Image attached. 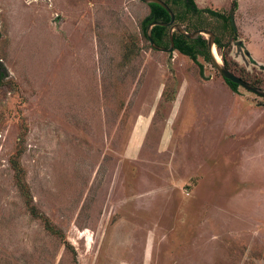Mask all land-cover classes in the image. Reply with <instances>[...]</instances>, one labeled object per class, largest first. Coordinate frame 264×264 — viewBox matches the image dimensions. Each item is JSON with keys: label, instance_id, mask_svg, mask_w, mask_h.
I'll return each mask as SVG.
<instances>
[{"label": "rangeland", "instance_id": "374dc122", "mask_svg": "<svg viewBox=\"0 0 264 264\" xmlns=\"http://www.w3.org/2000/svg\"><path fill=\"white\" fill-rule=\"evenodd\" d=\"M196 5L175 23L264 90V0ZM150 11L0 0V264H264V99L151 48Z\"/></svg>", "mask_w": 264, "mask_h": 264}, {"label": "trees", "instance_id": "16d2710c", "mask_svg": "<svg viewBox=\"0 0 264 264\" xmlns=\"http://www.w3.org/2000/svg\"><path fill=\"white\" fill-rule=\"evenodd\" d=\"M163 1L171 8L173 13L175 14V22L180 21L181 14H189V13L198 14V13L209 12L212 15L218 16V13L212 10L198 9L196 5V0H163ZM149 7L151 10L150 14L143 21V34L148 41L149 39H148L147 31H148V27L152 23H155V22L167 23L171 20L170 14L160 5L150 4ZM178 8H183V11L181 12L178 11ZM224 23L225 25L229 27L231 34H233L234 31H233L230 15L229 17H226L224 19ZM197 29L198 28H195L192 32L198 31ZM152 36H153L154 42L158 46L164 47V48L170 47L171 45L170 27L155 26L152 29ZM0 39H1V32H0ZM174 42L176 46V51H179L181 54L187 55L193 60H197V56L203 53L207 57L208 60L212 61L211 56H210V51H209L208 40H206L205 37H203L202 35L195 40H190L186 36L180 33L174 32ZM216 45L219 47V49H223L226 46L222 43L220 39H218V37H216ZM225 67L229 69L227 64ZM6 77H7V74L5 72V69L0 62V85L2 84L3 79ZM227 83L233 91H236L239 87V85L232 84L229 81ZM31 210L34 212L33 208Z\"/></svg>", "mask_w": 264, "mask_h": 264}, {"label": "water", "instance_id": "95a60500", "mask_svg": "<svg viewBox=\"0 0 264 264\" xmlns=\"http://www.w3.org/2000/svg\"><path fill=\"white\" fill-rule=\"evenodd\" d=\"M140 1H142L146 5L158 4L161 7H163L171 16V20L167 23L155 22V23H152L148 27L147 35H148L150 45L153 49H155L157 51H161V52H167V53H173L174 51H176V46H175V42H174V32L180 33V34L186 36L190 40H195V39L199 38L201 35L205 34V35L209 36L208 44H209V51H210L211 59L213 61L214 66L216 67L218 72L221 74L223 79L226 82L229 81L232 84H237L240 87H243L246 90H248V91H250V92H252V93L256 94L257 96L264 99V90L263 89L251 85L250 83H248L247 81H245L244 79L240 78L235 73H233L232 71L227 69L225 67V65H221V63L217 62V60L213 54V50L216 46V36L213 32L208 31V30H198V31L189 33L186 31V29L182 25L175 23V14L173 13L171 8L163 0H140ZM230 18H231L233 30H234L235 35H236L237 34V26H236V22H235V8L234 7H232V9H231ZM155 26L170 27L171 45L169 48L160 47L154 42V39L152 36V29Z\"/></svg>", "mask_w": 264, "mask_h": 264}, {"label": "bare ground", "instance_id": "6f19581e", "mask_svg": "<svg viewBox=\"0 0 264 264\" xmlns=\"http://www.w3.org/2000/svg\"><path fill=\"white\" fill-rule=\"evenodd\" d=\"M213 54H214V56H215L217 62H218V63H221V57H220V55L218 54L216 48H214V50H213Z\"/></svg>", "mask_w": 264, "mask_h": 264}, {"label": "flooded vegetation", "instance_id": "af4514ba", "mask_svg": "<svg viewBox=\"0 0 264 264\" xmlns=\"http://www.w3.org/2000/svg\"><path fill=\"white\" fill-rule=\"evenodd\" d=\"M149 6V5H148ZM231 13V12H230ZM231 19V18H230ZM234 31V30H233ZM236 36H237V34L235 35V32H234V34H233V37H235L234 39H236Z\"/></svg>", "mask_w": 264, "mask_h": 264}]
</instances>
